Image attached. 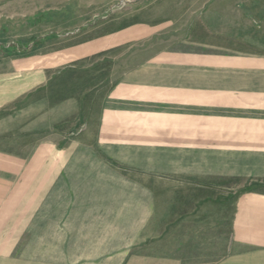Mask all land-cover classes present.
Here are the masks:
<instances>
[{
    "label": "rangeland",
    "instance_id": "obj_1",
    "mask_svg": "<svg viewBox=\"0 0 264 264\" xmlns=\"http://www.w3.org/2000/svg\"><path fill=\"white\" fill-rule=\"evenodd\" d=\"M261 57L264 0H0V264H211L230 235L179 182L264 96L197 86Z\"/></svg>",
    "mask_w": 264,
    "mask_h": 264
},
{
    "label": "crops",
    "instance_id": "obj_2",
    "mask_svg": "<svg viewBox=\"0 0 264 264\" xmlns=\"http://www.w3.org/2000/svg\"><path fill=\"white\" fill-rule=\"evenodd\" d=\"M229 44L227 46L229 50H234L233 45ZM258 61L260 65L255 66L257 71L251 72L261 75L257 84L249 85L245 81L232 80L226 85L219 86L215 82L218 79L215 75L219 74V70L214 66L210 71H202L206 74L201 76L202 79L204 77L211 79L208 86L198 85L197 89L210 91L213 95L225 93L233 104L234 95L247 96L249 99L252 95L263 97L264 57ZM263 111L264 107L260 104L254 114L257 118H248L251 112L245 114L247 112L245 111L242 117L235 113L227 124L218 123L213 126L217 137L228 138L227 146L213 148V161L210 167L197 168L202 171L200 176L195 173L196 177L182 179L179 182V198L178 200L175 198V201L181 203V211L185 210V204L187 211L192 210L193 204L200 210L210 208L215 212L212 217H218L220 219L218 225L224 228L213 232L230 235L229 241L219 242L221 247L218 251L220 250L221 253L216 260L210 262L211 264H264ZM237 115L239 118H236ZM212 250L210 255L216 251ZM135 262L137 264H205V262L185 263L177 256L168 257L161 263L151 257L138 258Z\"/></svg>",
    "mask_w": 264,
    "mask_h": 264
}]
</instances>
